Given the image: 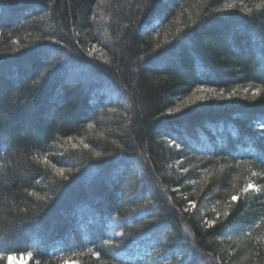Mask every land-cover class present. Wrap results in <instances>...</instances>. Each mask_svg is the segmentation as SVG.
I'll return each mask as SVG.
<instances>
[{"label":"trees","instance_id":"trees-1","mask_svg":"<svg viewBox=\"0 0 264 264\" xmlns=\"http://www.w3.org/2000/svg\"><path fill=\"white\" fill-rule=\"evenodd\" d=\"M261 121L264 0H0V264H264Z\"/></svg>","mask_w":264,"mask_h":264},{"label":"snow or ice","instance_id":"snow-or-ice-1","mask_svg":"<svg viewBox=\"0 0 264 264\" xmlns=\"http://www.w3.org/2000/svg\"><path fill=\"white\" fill-rule=\"evenodd\" d=\"M215 91H216L215 89H210V88H198V89H196V92H198V93H211V92H215ZM234 94L235 93H232V95H234ZM206 98H207L206 95L195 96L196 100H204ZM113 111H115V109H113ZM175 111H179V109H170L169 110V114H171V113H173ZM90 127H91V125H90ZM259 127L261 128V130H264V121L260 122ZM169 144L170 145L175 144L176 148L180 147V145L178 143H175V141L171 140V139L169 140ZM85 147H87V145H85ZM95 155L99 156L100 153H95ZM260 163L264 164V156L260 157ZM53 167H55V165H53ZM57 171H63V169H57ZM185 171H187V169H185ZM253 175H257V173L253 172ZM64 179H67V177H64ZM249 190L260 191L258 186L254 185V184H246L244 186V188L242 189V191H244V192H248ZM238 199H239L238 195L231 196L229 204L236 202ZM224 215L227 216L228 213L225 212ZM206 223L211 225L214 222L213 221H206ZM117 235H120V233H117ZM7 243H8L7 237L5 235H3V234H0V248H4L7 245ZM106 243H111V241H106ZM29 255H31V253H29ZM93 255H96L98 257L99 253H93ZM9 259H11V257H9Z\"/></svg>","mask_w":264,"mask_h":264},{"label":"rangeland","instance_id":"rangeland-1","mask_svg":"<svg viewBox=\"0 0 264 264\" xmlns=\"http://www.w3.org/2000/svg\"><path fill=\"white\" fill-rule=\"evenodd\" d=\"M75 75H76V73L74 72L73 76H75ZM107 92H108V93H107ZM107 92H106L107 94H110V93H111V90L108 89ZM113 96H114V94H113ZM86 216H88V215L86 214ZM66 219H68V218H66ZM85 223H90V220H89L88 218H86V217H84L83 220L81 221V223H80V228H82V226H83ZM77 224H78V221L75 220V222H74V224H73L72 226H73L74 228H77V227H78ZM76 230H77V229H76ZM32 236H33V237H32V243H34V244L36 245V244H37V242H36V235L33 234ZM9 264H27V258H26V257H23V256L16 257V258L11 257V259H9ZM65 264H75V263H73V262H68V263H65Z\"/></svg>","mask_w":264,"mask_h":264}]
</instances>
